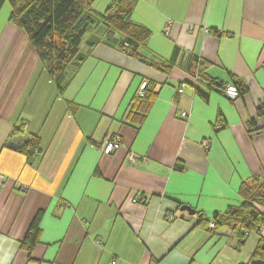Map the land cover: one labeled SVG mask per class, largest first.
<instances>
[{
  "label": "crops",
  "instance_id": "0c3cea01",
  "mask_svg": "<svg viewBox=\"0 0 264 264\" xmlns=\"http://www.w3.org/2000/svg\"><path fill=\"white\" fill-rule=\"evenodd\" d=\"M109 3L91 5L102 13ZM8 16H0V264L249 263L260 235L239 242L209 220L241 203L242 181L264 174V0H133L130 19L150 32L138 49L144 61L120 48V33L108 41L105 26L90 27L61 92ZM194 57L204 78L233 76L246 93L231 99L194 83ZM142 80L153 94L138 123L129 111ZM115 136L122 146L105 153ZM30 138L40 148L32 160L8 147Z\"/></svg>",
  "mask_w": 264,
  "mask_h": 264
},
{
  "label": "trees",
  "instance_id": "16d2710c",
  "mask_svg": "<svg viewBox=\"0 0 264 264\" xmlns=\"http://www.w3.org/2000/svg\"><path fill=\"white\" fill-rule=\"evenodd\" d=\"M92 1L0 0V9L5 2H9L11 7L9 21L26 33L42 67L56 84L59 92L67 85L71 73L86 55L81 50V43L90 27L105 26L107 31L104 39L108 41L112 39L114 32L120 33L122 35L119 43L120 48L129 56L144 61L138 53V49L140 44L149 37L150 32L130 19L133 0H110L102 13L92 9ZM92 45L91 42L88 46ZM190 68H192L191 75L194 78V83L205 82L209 87L219 92L225 84H232L238 91V97L243 96L247 91L245 85L233 76H231L230 82L204 78L203 64L196 57L190 63ZM197 92L200 97L207 99L203 92ZM152 94L148 83L142 96L134 95L132 110L129 112L139 119L138 123L146 116L147 105ZM258 115H264V103L258 108ZM8 147L24 153L31 160L35 150L37 153L40 152L39 142L35 138H30L20 146L9 144ZM174 167L181 171L184 165L177 162ZM238 195L241 198V203L238 206L228 207L224 213L213 215L209 220L213 222V226L209 229L224 236L235 233L239 242H243L248 233L255 232L260 235L259 245H261L264 242V237L260 234L264 227V213L260 209L264 206V174L242 181L238 188ZM37 220L38 217L33 220L23 241L28 251L35 244L39 232ZM203 220L201 216L199 221ZM209 221H203V224L205 225ZM253 259H261L258 257L257 249L252 253L251 260ZM251 260L247 264H251Z\"/></svg>",
  "mask_w": 264,
  "mask_h": 264
},
{
  "label": "built area",
  "instance_id": "2783aa9c",
  "mask_svg": "<svg viewBox=\"0 0 264 264\" xmlns=\"http://www.w3.org/2000/svg\"><path fill=\"white\" fill-rule=\"evenodd\" d=\"M165 31H167V28L165 29ZM147 87H148V82L146 80H142L138 86L136 94L142 96L145 90L147 89ZM183 87H184V83H181V86L179 88L180 92L183 90ZM220 92L231 99H235L238 97V91L236 87L232 84H225ZM204 145L207 147L208 145L207 141L204 142ZM121 146H122L121 138L119 136H115L105 143V145L103 146V151L105 153H111L112 151L120 148ZM34 153H35L34 155H37V150H35ZM2 177L3 176L0 174V183ZM132 201L135 202L137 201V199H132ZM166 218L168 220H173L174 217L172 214H167Z\"/></svg>",
  "mask_w": 264,
  "mask_h": 264
},
{
  "label": "rangeland",
  "instance_id": "374dc122",
  "mask_svg": "<svg viewBox=\"0 0 264 264\" xmlns=\"http://www.w3.org/2000/svg\"><path fill=\"white\" fill-rule=\"evenodd\" d=\"M10 10H11V7H10V4H9V2H5L4 4H3V6H2V8H1V10H0V16L5 12V13H7L8 12V15H9V13H10ZM14 25V24H13ZM15 26V25H14ZM17 27V26H16ZM21 29V28H20ZM23 31V30H22ZM25 33V32H24ZM26 34V33H25ZM27 36V35H26ZM28 38V37H27ZM27 41L28 42H30L29 41V39H27ZM30 46H32L31 45V43H30ZM32 48H33V46H32ZM24 48H22L21 46H18L17 47V49L16 50H13V52L12 53H19V51L21 50H23ZM34 49V48H33ZM21 51H20V53H21ZM35 51V50H34ZM36 52V51H35ZM36 55H37V53H36ZM37 58H38V55H37ZM38 60H39V58H38ZM264 228H262L261 230H263ZM257 250H258V257H261V259H264V251L261 249V245H259L257 248H256ZM260 254V255H259Z\"/></svg>",
  "mask_w": 264,
  "mask_h": 264
},
{
  "label": "water",
  "instance_id": "95a60500",
  "mask_svg": "<svg viewBox=\"0 0 264 264\" xmlns=\"http://www.w3.org/2000/svg\"><path fill=\"white\" fill-rule=\"evenodd\" d=\"M179 210L181 212H186L188 215L195 214V210L188 205H181ZM261 249L264 251V242L261 244ZM251 264H264V260L263 259H253L251 260Z\"/></svg>",
  "mask_w": 264,
  "mask_h": 264
},
{
  "label": "clouds",
  "instance_id": "9594fccd",
  "mask_svg": "<svg viewBox=\"0 0 264 264\" xmlns=\"http://www.w3.org/2000/svg\"><path fill=\"white\" fill-rule=\"evenodd\" d=\"M147 81V80H146ZM148 82V81H147Z\"/></svg>",
  "mask_w": 264,
  "mask_h": 264
}]
</instances>
